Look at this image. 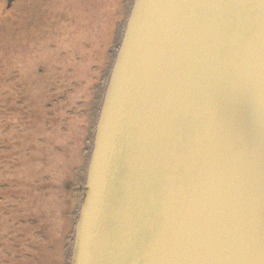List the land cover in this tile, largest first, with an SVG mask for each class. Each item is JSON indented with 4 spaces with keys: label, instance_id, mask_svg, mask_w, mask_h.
Masks as SVG:
<instances>
[{
    "label": "water",
    "instance_id": "95a60500",
    "mask_svg": "<svg viewBox=\"0 0 264 264\" xmlns=\"http://www.w3.org/2000/svg\"><path fill=\"white\" fill-rule=\"evenodd\" d=\"M69 264H264V0H133Z\"/></svg>",
    "mask_w": 264,
    "mask_h": 264
},
{
    "label": "trees",
    "instance_id": "16d2710c",
    "mask_svg": "<svg viewBox=\"0 0 264 264\" xmlns=\"http://www.w3.org/2000/svg\"><path fill=\"white\" fill-rule=\"evenodd\" d=\"M25 1L23 0L21 4ZM98 1L95 15L99 14L104 3L107 13L113 10L115 12L112 36L107 43L101 44L91 41L95 40L92 32L83 34L75 40L74 30L70 28L75 19L71 13L73 8L67 7L68 19L62 20L55 8L54 13H51L53 1L49 2L45 9L48 15L47 22L40 9L33 4L27 5L32 12L28 13L25 19L31 23L30 31L26 35L18 33L20 31V28H16L18 22L12 15H7L8 11L1 12L3 16L0 17V264L70 263L74 227L82 196L81 187L84 184L95 125L106 82L133 2V0ZM67 4L73 7L79 5L75 1ZM99 22H106V17H100ZM67 35H72L76 42L72 41L70 46L63 48L59 42ZM30 41H33L31 46L28 45ZM44 42L46 43L43 45ZM40 44L42 45L39 46ZM23 49L27 51L26 55H33L36 51L42 53L47 49L49 51L47 56L53 62V57L59 60L62 58L60 65L50 63L53 65L52 70H57L55 73L57 76L52 77L47 83L45 87L47 96H43L42 99L26 95L29 90L27 84L18 77L19 81L12 79L18 74L12 72L13 58L21 55L19 52ZM76 66L77 68L81 66V75L76 74ZM36 73L45 77L49 70L42 66ZM12 81L18 83L12 85ZM12 91L15 94L13 98ZM40 125L43 128L41 132L38 128ZM56 126L62 135L59 141L64 137H72L68 145L56 146L57 131L49 132ZM71 126L74 128L71 129ZM47 147L70 150L73 155L70 159L73 162L77 161L78 164L82 156L83 163L79 166L74 164L76 167L71 166L69 172L63 169V164L57 163V170L51 172L45 169L34 178L28 176L31 181L27 182L25 177L27 167L24 162L37 160L41 156L43 157L41 160H49L51 154L47 155L45 151ZM21 183L28 184L30 189L37 192L51 194L55 199L53 204L60 202L62 204V200H66L68 209L62 210L65 214L63 223L58 225L51 224V220L48 221L50 214L45 198L37 214L35 211L32 212L33 206L30 212L18 209L16 217L12 218V207L17 206L13 201L26 198L25 193H18ZM25 213H27L25 217L21 216ZM55 225L56 228L59 226L57 232L53 227ZM37 238L41 241L39 245L35 244ZM46 253L55 255V258L48 259Z\"/></svg>",
    "mask_w": 264,
    "mask_h": 264
},
{
    "label": "rangeland",
    "instance_id": "374dc122",
    "mask_svg": "<svg viewBox=\"0 0 264 264\" xmlns=\"http://www.w3.org/2000/svg\"><path fill=\"white\" fill-rule=\"evenodd\" d=\"M18 1L16 4V0H15L12 4L11 8L7 9L8 0H0V17L3 16V14L1 12L5 11V10H6V12L8 11L7 15H12V18L13 19L15 18L16 22H18V25L16 26V28H20V31L18 32L20 35H26L27 33H29L30 28H31V23L28 21V19L25 20L28 17V13L32 12L30 10V7L28 8L27 5L33 4L36 8L40 9L41 12L46 16L44 19L47 22L48 15L46 14L45 9L47 7V4L51 1H53V6L51 7V13L52 14L54 13L53 9L55 8L56 12L58 11L57 13L59 14L60 19H62V20L68 19L67 7L73 8L72 9L73 11H71V13L74 14L75 19H74V21H72L73 23H72L70 28H72L74 30L75 40H78L83 34H86L88 32H92L94 37H95V40H91V41L92 42H99V44H101L103 42H106L109 39V37L112 36V31H114V25H113V23L115 22L114 10L110 13H107L106 5L104 3L99 14L95 15V13L97 11L96 6L99 3L98 0H57L58 3L57 2L55 3L54 0H26L25 3H23V4H21L23 2V0H18ZM71 1H75L79 5L76 7H73L71 5L69 6V4H67V3H70ZM86 1H87V3H86ZM119 1L121 2V0H119ZM100 17H103V18L106 17V22H99ZM98 23H101L102 25H99ZM43 24H44V22H43ZM98 27H99V29H98ZM72 41L76 42L73 40L72 35H67V36H64L60 39L59 45L63 48H67L68 46H70V44H72ZM32 42L33 41H30L28 45H30V46L33 45ZM45 43L46 42H44L43 45ZM41 45L42 44H40L39 46H41ZM26 52L27 51L23 49L19 52V54H21V55L14 56L13 61H12V72H15V73L18 72V74H17L16 78H12V79L16 80L18 77L21 81H23L25 84H27L26 86H28L29 90H28V93L26 95L33 97L34 99L35 98L36 99H39V98L42 99L45 96H47L46 91H45V87H46L47 83L49 82V80H51L52 77L57 76L55 74L57 70H52L53 65H51L50 63L53 61L50 59V57L47 56V53L49 52L47 49H44L42 53L40 51H36V52H34L33 55H31V54L26 55ZM53 59H54L53 64L58 63V65H60L61 59H62L61 57H60V60L55 59L54 57H53ZM42 66L44 67V69L49 70V73H45V77L39 76L36 73V71ZM75 72L77 75H81L80 74L81 66H79L78 68L76 66ZM81 78L82 77H80V79ZM78 81L80 82L79 79H78ZM15 83H18V82L12 81V85H15ZM14 95H15L14 91H12V98ZM13 111H14V109H12V112ZM72 124H74V123H72ZM57 127L58 126H56L54 129H52L49 132L54 131V133H55L57 131ZM38 128H39L40 132L43 130L41 125H40V127L38 126ZM73 128H74V126H71V129H73ZM57 134H58V136H57V140H56V142H57L56 146L60 147L63 145H68L70 142V139H72V137H67V138L64 137L62 140L59 141V139L61 138L62 135H61V133L59 134V131H57ZM69 148L72 149L71 147H69ZM45 151H46L47 155L51 154L49 160H41L43 158L41 156L37 160L33 161L31 159V160H28L27 162H24V164L27 167V174L25 176V177H27L26 178L27 182L31 181L28 176H31L32 178H34L37 173L40 175L43 173V171H45V169H47L51 172L55 171L57 163L63 164L64 165L63 169L67 170L68 172L71 171L69 168L71 166H74V164L76 166L77 165L79 166V164L82 165V163H83V160H81L82 156L79 159L78 164H77V161L73 162V160L70 159L71 156H73L72 151H70V150H66V149L61 150L60 148L59 149H57V148L53 149V148L47 147L45 149ZM69 151H70V153H69ZM73 159H75V158H73ZM76 166H74V167H76ZM12 173H14V172H12ZM72 173H73V171H72ZM73 176H74V174H73ZM22 192L26 194V198L24 200L19 199L17 201H13L14 204L19 206V207H17V206L12 207V218L16 217V214L18 213V209H21L25 212H28V211L30 212V208L34 206V210L32 212L35 211V213H36L37 210H39V208H40V206H41V204L45 198L47 205L49 207L48 213L50 214V219L48 221L50 222V220H51V222H50L51 224L58 223V225L60 223H63L62 221L64 220L63 217H65V214H63L62 210L65 208L68 209V205H67L68 202L66 200H64V201L62 200V204H61V202L58 204H53V202L55 201L54 196H52L51 194L46 195V194L40 193L39 191L37 192L36 190H32V189H30V187H28V184H26V183L20 184V189L18 190V193H22ZM32 212H31V214H32ZM52 212H54V213H52ZM26 214L27 213H25L24 215L21 214V216L25 217ZM53 227L55 229L56 225ZM57 228H59V226ZM57 228H56V232L58 231ZM35 244H37V245L41 244L40 238L36 239ZM46 256L48 259L55 258V255H53V254L52 255L47 254ZM60 257L61 256H59V258Z\"/></svg>",
    "mask_w": 264,
    "mask_h": 264
},
{
    "label": "flooded vegetation",
    "instance_id": "af4514ba",
    "mask_svg": "<svg viewBox=\"0 0 264 264\" xmlns=\"http://www.w3.org/2000/svg\"><path fill=\"white\" fill-rule=\"evenodd\" d=\"M81 191H82V187H81Z\"/></svg>",
    "mask_w": 264,
    "mask_h": 264
}]
</instances>
